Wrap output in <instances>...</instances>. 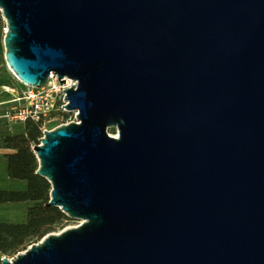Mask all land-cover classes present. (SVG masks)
I'll use <instances>...</instances> for the list:
<instances>
[{
    "label": "water",
    "instance_id": "water-1",
    "mask_svg": "<svg viewBox=\"0 0 264 264\" xmlns=\"http://www.w3.org/2000/svg\"><path fill=\"white\" fill-rule=\"evenodd\" d=\"M0 10L21 83L76 81L77 121L33 151L46 205L82 220L1 264H264V0Z\"/></svg>",
    "mask_w": 264,
    "mask_h": 264
},
{
    "label": "trees",
    "instance_id": "trees-1",
    "mask_svg": "<svg viewBox=\"0 0 264 264\" xmlns=\"http://www.w3.org/2000/svg\"><path fill=\"white\" fill-rule=\"evenodd\" d=\"M4 26L0 10V34ZM21 122L23 127L17 132L8 131L6 127L0 128L1 146L10 150L4 155L6 174L26 183V187L22 189L0 188V204H26L25 221H0V252L10 256L38 242L48 233L62 228L69 219L59 207L46 205L50 199L51 184L36 173L39 162L33 146L40 143L43 136V121L27 119Z\"/></svg>",
    "mask_w": 264,
    "mask_h": 264
},
{
    "label": "rangeland",
    "instance_id": "rangeland-1",
    "mask_svg": "<svg viewBox=\"0 0 264 264\" xmlns=\"http://www.w3.org/2000/svg\"><path fill=\"white\" fill-rule=\"evenodd\" d=\"M5 25L6 21L4 20ZM4 28V27H3ZM0 34V128H7L8 131H20L23 127L21 121H14L8 119L7 117H3L7 112L14 110L16 104L19 106L20 103L14 102L15 94L11 91L4 88L7 87H19L20 81L15 77L14 73L8 67L5 60V48H4V33L3 29ZM23 104V102H22ZM76 116L75 111H64L63 114H59L58 112H54L51 116L47 117L42 123L43 132L49 128H53L58 126L61 122L65 123L70 119H74ZM63 117V118H61ZM62 119V120H61ZM112 135H117L116 128H112L109 130ZM2 141L0 138V188L6 189H22L26 187V183L24 181L12 179L6 174V159L4 157L6 152H9V149H5L2 146ZM26 204L25 203H5L0 204V221H10V222H22L26 219L25 213ZM82 222L81 219L70 218L64 222V226L59 228L55 232H60L63 229L68 227L77 226ZM16 255V254H15ZM14 255V256H15ZM4 256L0 252V262L1 257ZM8 257H13L10 255H6Z\"/></svg>",
    "mask_w": 264,
    "mask_h": 264
},
{
    "label": "built area",
    "instance_id": "built-area-1",
    "mask_svg": "<svg viewBox=\"0 0 264 264\" xmlns=\"http://www.w3.org/2000/svg\"><path fill=\"white\" fill-rule=\"evenodd\" d=\"M3 29L5 35L8 31L7 25H5ZM75 83L76 81L73 82V79L67 78L65 83L61 84L57 75L51 74L47 83L41 87H32L21 82L18 88L4 86L5 89L15 94L16 99H14V102L21 104L20 106L16 104L14 110L7 112L5 117L14 121L32 119L34 121L44 122V120L54 112H58L62 115L64 111H67V108L63 105L68 103L65 99L66 93L64 89L72 87ZM75 113L77 115V112ZM71 121H77L76 116L74 119H70L65 123ZM61 124L64 123L61 122L59 125Z\"/></svg>",
    "mask_w": 264,
    "mask_h": 264
},
{
    "label": "crops",
    "instance_id": "crops-1",
    "mask_svg": "<svg viewBox=\"0 0 264 264\" xmlns=\"http://www.w3.org/2000/svg\"><path fill=\"white\" fill-rule=\"evenodd\" d=\"M16 88H18V87H16ZM3 117H5V115H3Z\"/></svg>",
    "mask_w": 264,
    "mask_h": 264
}]
</instances>
